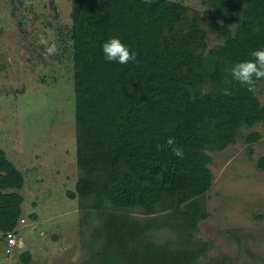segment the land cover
<instances>
[{"label":"trees","instance_id":"trees-1","mask_svg":"<svg viewBox=\"0 0 264 264\" xmlns=\"http://www.w3.org/2000/svg\"><path fill=\"white\" fill-rule=\"evenodd\" d=\"M207 1L214 11L232 13L213 23L224 39L210 48L207 29L184 1L71 4L78 170L75 189L67 192L79 198L81 215L108 216L107 232L129 231L127 255L142 264H195L199 250H176L168 240L164 247L151 233L170 227L179 237L192 235L208 216L200 197L213 184L208 151L234 142L241 125L264 124V101L230 71L264 49V0ZM116 35L137 53L138 63L107 61L102 44ZM261 136L253 130L245 139ZM169 137L183 148V159L172 154ZM23 182L24 173L0 147L3 231L17 228ZM134 207L143 216L164 211L167 219L142 221ZM31 255L24 250L20 258L28 263Z\"/></svg>","mask_w":264,"mask_h":264},{"label":"rangeland","instance_id":"rangeland-1","mask_svg":"<svg viewBox=\"0 0 264 264\" xmlns=\"http://www.w3.org/2000/svg\"><path fill=\"white\" fill-rule=\"evenodd\" d=\"M177 1H184L189 14L198 16L207 29L209 48L223 41L224 35L214 30L213 23L223 22L232 13L214 11L207 0ZM71 4L72 0H27V4L0 0V147L26 176L22 206L27 211L22 216L27 222H19L18 238L29 246L31 238L43 230L50 249L49 256L36 252L25 263L19 252L10 258L0 246V262L142 264L127 255L125 247L133 246L129 231L107 232L109 217L89 211L81 215L79 198L67 192L75 189L78 170ZM41 35L57 44L55 55L42 54ZM255 92L264 101V80ZM253 130L262 136L249 143L245 138ZM208 152L213 184L200 196L208 216L190 236L179 237L163 227L152 231L151 237L164 247L168 240L176 250H199L195 264H264V124L241 125L234 142ZM39 202L43 215L36 221L31 217L37 213L30 212ZM131 212L142 221L165 214L159 210L143 216L137 207ZM4 236L0 231V242ZM54 240H60L57 248ZM171 258L168 254L166 261Z\"/></svg>","mask_w":264,"mask_h":264},{"label":"clouds","instance_id":"clouds-1","mask_svg":"<svg viewBox=\"0 0 264 264\" xmlns=\"http://www.w3.org/2000/svg\"><path fill=\"white\" fill-rule=\"evenodd\" d=\"M144 3L145 5H150L152 0H144ZM25 4H27V0H25ZM253 31L259 33L261 31L260 26H254ZM38 43L44 46L42 54L46 58L58 52L57 44L55 42L49 43V40L44 35L39 37ZM102 51L108 62L127 64L133 61L138 63L137 53L125 45L118 35L105 41L102 44ZM250 57V59L235 63L230 71L235 80L252 92L256 89L257 81L264 80V49L253 50L250 53ZM166 144L171 149L172 154L177 158L183 159L184 150L182 147L176 146L175 138L169 137L166 140ZM160 147V145H157L158 150Z\"/></svg>","mask_w":264,"mask_h":264},{"label":"crops","instance_id":"crops-1","mask_svg":"<svg viewBox=\"0 0 264 264\" xmlns=\"http://www.w3.org/2000/svg\"><path fill=\"white\" fill-rule=\"evenodd\" d=\"M20 169V168H19ZM21 170V169H20ZM22 171V170H21ZM23 172V171H22ZM39 181H38V179H35V182H33V184L35 183V184H37ZM76 182V181H75ZM75 182H74V185H75ZM25 184H26V176H25V174H24V182H23V187L22 188H20V190L19 191H21V193L23 194V196H24V200H23V202L21 203V215H20V218H23V219H25L23 216H22V213L24 212L25 213V211H27V210H25V208L22 206L23 204H25L26 203V196H25V194H24V189H25ZM10 190V189H9ZM10 191H13V190H10ZM70 197V196H69ZM72 198H75V197H72ZM34 207L35 208H33L32 210H31V212L30 213H32V216L33 215H35V213H37L34 217H31V218H33V219H35L36 221H39V220H41L39 217H41L43 214H42V210H43V208H42V205L40 204V202L39 203H36L35 205H34ZM33 211H35V212H33ZM39 211H42L41 213H39ZM79 213V212H78ZM31 215V214H30ZM19 218V219H20ZM21 221V219L19 220V222ZM24 222H27V220L25 219V220H23V223ZM22 226V223H20V227ZM19 227V223H18V225H17V228ZM0 231L1 232H3V230H1L0 229ZM17 231H18V229H17ZM17 233V237H16V244L15 245H9V243L7 242V240H6V238H5V236H4V239L0 242L1 243V247L3 248V250H5V252L6 253H8L9 254V257L11 258L12 256H10V255H13V253H15V251H17V252H19V256L21 255V252L22 251H24V250H28L29 252H31V258L32 257H34L35 256V253L36 252H38V253H45V256H47V254H48V256H49V247L46 245V235H45V233H43V230H41V232L37 235V236H34V237H32L31 238V241H30V243H29V246H28V244L27 243H25V241H23L22 239L20 240L18 237H19V232H16ZM44 242V243H43ZM58 242H60V240H54V244L53 245H55V248H57L56 246H58ZM44 244L43 246H40V244ZM53 243V242H52ZM21 245H23V247H25V248H23V250H17L16 248H15V246H17V248H20L21 247ZM43 247V248H42ZM42 249V251H41V249ZM54 248V249H55ZM53 249V250H54ZM21 259V258H20ZM24 262V261H23ZM26 263V262H25ZM7 264V263H6Z\"/></svg>","mask_w":264,"mask_h":264},{"label":"built area","instance_id":"built-area-1","mask_svg":"<svg viewBox=\"0 0 264 264\" xmlns=\"http://www.w3.org/2000/svg\"><path fill=\"white\" fill-rule=\"evenodd\" d=\"M20 219H21V221L25 220L23 218H20ZM17 229L18 228H14L12 230L8 229V230L4 231V233H6L5 238H6L7 242L9 243V245H11V246L16 244Z\"/></svg>","mask_w":264,"mask_h":264}]
</instances>
